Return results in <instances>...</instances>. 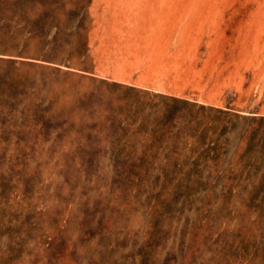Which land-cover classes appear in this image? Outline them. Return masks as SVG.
<instances>
[{
  "label": "rangeland",
  "instance_id": "rangeland-1",
  "mask_svg": "<svg viewBox=\"0 0 264 264\" xmlns=\"http://www.w3.org/2000/svg\"><path fill=\"white\" fill-rule=\"evenodd\" d=\"M29 37L0 54V264H264V0H0V45ZM122 43H236L240 95L114 80Z\"/></svg>",
  "mask_w": 264,
  "mask_h": 264
},
{
  "label": "crops",
  "instance_id": "crops-1",
  "mask_svg": "<svg viewBox=\"0 0 264 264\" xmlns=\"http://www.w3.org/2000/svg\"><path fill=\"white\" fill-rule=\"evenodd\" d=\"M235 44L122 43L120 51L114 53L113 62L121 75L110 78L171 96L189 93L162 89L197 85L208 91L220 88L227 98H231L225 99L226 103L232 104L240 95L236 90L241 71L240 49Z\"/></svg>",
  "mask_w": 264,
  "mask_h": 264
},
{
  "label": "trees",
  "instance_id": "trees-1",
  "mask_svg": "<svg viewBox=\"0 0 264 264\" xmlns=\"http://www.w3.org/2000/svg\"><path fill=\"white\" fill-rule=\"evenodd\" d=\"M9 38L10 39L14 38V36H10ZM31 39L32 38L29 37V40L23 45L12 44V43L8 44L9 42H7L3 45H0V54H12V55L20 56V57L36 58V56H40L39 52H40L41 48L36 46V45L32 46L30 44ZM19 60H20V63H22V64H32L33 63L32 61H29V60H23V59H19ZM3 61H5L6 63H9V64H14V63L18 62L17 59H15V58L4 59L3 57H0V64ZM6 78H9L8 75L0 74V86L5 85L7 83ZM169 97H171L172 99H178L176 96L169 95ZM194 175L195 174H188L187 175V180L189 183H197V181H195V179H194ZM260 183L262 186H264V175H262Z\"/></svg>",
  "mask_w": 264,
  "mask_h": 264
}]
</instances>
